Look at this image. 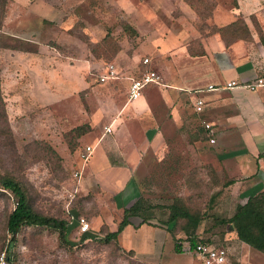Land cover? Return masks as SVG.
Instances as JSON below:
<instances>
[{"label": "rangeland", "instance_id": "rangeland-1", "mask_svg": "<svg viewBox=\"0 0 264 264\" xmlns=\"http://www.w3.org/2000/svg\"><path fill=\"white\" fill-rule=\"evenodd\" d=\"M229 21L237 22L236 36H244V22L264 43V0H7L0 45L18 38L35 51L0 48V95L10 129V136L0 134V176L19 181L37 212L69 222L66 243L59 241L57 231L41 226L22 227L10 242L4 224L14 197L0 186V254L7 264H199L186 250L189 238L224 247L226 264H264V254L210 217L229 216L235 202L221 188L222 173L211 166L215 145L207 143L199 123L208 118L205 99L198 116L186 104L176 113L155 103L160 134L153 146L166 144L167 150L161 161L158 152L147 156V169L140 161L132 174L139 196L151 206L148 221L132 217L115 241L99 240L115 230L123 207L113 184L117 174L99 167L102 156L108 164L118 163L124 144L115 141L145 143L144 116L136 105L144 97L126 101V77L142 70L146 56L159 82L146 87L144 96L163 95L161 66H170L172 50L184 46L198 52L201 39L206 41L216 25ZM230 30L223 32L226 38ZM106 62L119 71L113 83L96 80ZM186 64L180 63L183 74L189 72ZM206 79L201 75L199 84ZM202 90L197 87L194 94L203 98ZM168 91L179 96L176 89ZM116 117L128 121L116 127L117 121L103 135L102 127ZM76 126L87 129L77 135L72 131ZM227 141L236 144L234 136ZM221 143L220 138L217 146ZM86 144L94 149L82 162L77 151ZM173 202L201 220L178 219L169 233L166 206ZM78 218L88 224L84 233H78Z\"/></svg>", "mask_w": 264, "mask_h": 264}, {"label": "crops", "instance_id": "crops-1", "mask_svg": "<svg viewBox=\"0 0 264 264\" xmlns=\"http://www.w3.org/2000/svg\"><path fill=\"white\" fill-rule=\"evenodd\" d=\"M229 22L216 25V27L224 26ZM262 23L261 31L264 37V22ZM248 31V39L238 38L227 44L218 33L207 35L206 41L204 38L201 39L203 55L191 56L184 46L172 50L169 59L170 66H161L162 76L165 80L163 95L157 96L146 92V96H144L145 91H143L144 98L138 104L136 103L141 107L140 114L144 116L143 123L145 122L146 128L143 131L144 145L143 143L136 145L128 138L123 142L114 140L118 146L122 147L124 144L123 150L119 154L118 163L108 164L105 155L102 156L104 162L99 167H109L108 170L117 174L113 184L123 207L130 205L139 196L132 174L136 171L140 161L143 168L147 169V156L156 155L155 153L158 152L161 161L165 156L164 151L167 150L166 144L153 146V141L160 134V131L156 129V118L153 116L155 103L167 104L171 111L176 113L178 109L182 110L186 104L191 108L192 115L198 116L192 108L196 96L194 90L197 87L204 90L201 91V94H204L203 98L200 97L208 101L209 113L206 121L213 122L210 123L214 126L215 131L213 143L215 146L209 154L213 161L212 169L214 172H221L226 180H232L231 184L223 187V190L230 193L235 203L243 202L248 196L262 191L264 188V88L248 90L238 86L230 89H205L207 85H222L229 80L247 82L255 76L264 74V43L259 41L257 32L253 30V33L250 28ZM185 61L189 63L186 64V69L189 72L183 74L180 63ZM201 75L207 76V79L204 83L199 84ZM171 88L176 89L179 96L172 97L173 94L171 95L168 91ZM152 90L153 88L150 91ZM137 100L139 98L135 101ZM122 109L117 114L122 113ZM178 120L181 119L178 118ZM117 121L116 127L128 120L122 121L119 117L112 119L110 123L112 130V125ZM101 132L103 135L109 134ZM233 136L236 139V144H228L227 140L230 137L233 139ZM220 138L223 143L217 146ZM189 146L192 147V145ZM99 167L93 169L94 173L98 172ZM130 182H132V186L135 184V187L126 188V184ZM125 189L126 192H124Z\"/></svg>", "mask_w": 264, "mask_h": 264}, {"label": "trees", "instance_id": "trees-1", "mask_svg": "<svg viewBox=\"0 0 264 264\" xmlns=\"http://www.w3.org/2000/svg\"><path fill=\"white\" fill-rule=\"evenodd\" d=\"M7 0H0V26L1 20L5 13ZM242 21V20H241ZM237 22L231 21L228 24L216 27L215 31L211 33H218L220 38L227 44L229 41L234 39H248L249 31L247 26L243 22L244 36H236L235 30L238 28L235 25ZM230 30V35L228 38L224 36L223 32ZM29 44L24 40L16 38L14 43H3L0 45V48H8L16 51L22 52H34V48H29ZM187 52L191 56L203 55V50L198 52L189 51ZM0 134L10 136V129L7 124L6 115L4 112V102L0 95ZM87 129L83 126H76L72 128V131H75L77 135L82 134ZM202 129V128H201ZM204 131L202 130V133ZM50 148V147H49ZM54 155L55 152L51 150ZM223 177V176H222ZM232 180L225 179L223 177L221 188L226 187L231 184ZM0 186L1 188L9 191L14 197V206L11 211L7 214L5 219L4 228L6 233L9 235L8 240L14 242L16 240V235L22 227H35L41 226L46 228H51L57 231L58 239L61 243H66V234L68 229V220L63 218H56L52 216H46L37 212L31 205L25 189L22 184L14 179L10 175L0 176ZM177 201V200H175ZM150 205L144 204V199L140 196H137L136 199L128 206L122 207L121 218L118 221L115 230L109 231L103 235L99 240L103 243H108L110 241H115L117 235L122 231V229L130 223V218L138 217L140 223H146L149 218ZM168 209V214L165 220L166 225L171 224L168 232L172 234V228L177 222L178 219H184L188 221L199 222L201 220L200 216L190 213L184 207L173 202L166 206ZM210 217L213 218L214 222L217 224H226L231 227L234 231L236 238L248 245L249 247L261 252L264 254V188L262 191L248 196L243 202L235 203L234 209L229 216L219 217L214 214H210ZM196 239L189 238L188 243L192 246L193 242ZM202 241H206L200 238ZM208 242V241H206ZM210 243V242H209ZM174 252L179 253L181 251L180 244L174 243L173 245ZM6 261L8 260L5 257Z\"/></svg>", "mask_w": 264, "mask_h": 264}, {"label": "built area", "instance_id": "built-area-1", "mask_svg": "<svg viewBox=\"0 0 264 264\" xmlns=\"http://www.w3.org/2000/svg\"><path fill=\"white\" fill-rule=\"evenodd\" d=\"M142 70H138V73L134 77H126V101L131 102L138 99L146 87L150 85L158 84V74L149 69L150 59L146 56L142 57L140 62ZM119 71L115 68L112 62H106L103 64V70L96 77L99 83H113L119 78ZM242 86L248 90H254L256 88H264V74L253 77L247 82H236L229 80L222 85H207L206 90H218V89H230L233 87ZM193 111L197 114L202 113L204 108V100L201 97L195 96L192 103ZM200 126L207 137L209 144L214 143V128L212 124L204 119L200 120ZM104 133H110L112 131L110 124L102 127ZM93 147L89 144L82 146L77 151V157L85 162L92 153ZM75 172L74 174H78ZM78 233H84L88 229V224L83 218L77 220ZM187 252L193 254L199 264H226V249L222 246H216L209 242L196 239L192 246L186 242ZM0 264H7L3 253L0 254Z\"/></svg>", "mask_w": 264, "mask_h": 264}]
</instances>
